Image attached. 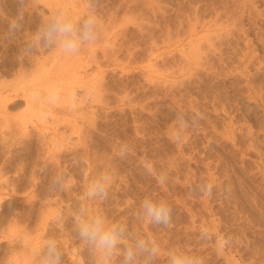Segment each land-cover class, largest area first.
Here are the masks:
<instances>
[{
  "label": "rangeland",
  "instance_id": "rangeland-1",
  "mask_svg": "<svg viewBox=\"0 0 264 264\" xmlns=\"http://www.w3.org/2000/svg\"><path fill=\"white\" fill-rule=\"evenodd\" d=\"M18 8V0H0V99L6 96L8 103L22 97L24 90L30 88L34 92L43 87L45 83L41 80L35 83L33 80L36 77L29 75L26 78L24 74L32 69L29 66L33 60L47 57L55 50L25 55V38L37 29L43 19L59 9L69 10L74 19L83 17L87 11L86 0H27L23 27L15 38L10 39L7 35L8 24L10 19L16 17ZM98 13L101 17L100 33L92 48L96 52L95 63L99 64L91 63L84 68L85 74L98 76L99 89L105 90L100 92L109 100V105L94 104L91 107L94 114L91 116L92 109L84 102L80 105L82 108L85 105V111L80 105V109L72 111L64 104L49 107L45 103L39 104L42 102L39 101L41 114L29 126L30 133L18 136V140L15 139L10 145V153L0 152V258L3 259L0 264L10 260L12 249L17 244L13 241L25 235L30 238V247L31 242L38 243L42 237H55L62 244L64 264H91L89 252L73 231L71 212L81 203L84 184L101 171L113 173L114 185L106 202H88L90 212H102L110 220L128 224L133 232L153 235L165 251L177 245L192 244L196 254L205 257L206 264H264V0H100ZM227 14L239 18L236 27ZM218 16L225 22L218 21L223 25L220 24L219 28L218 22H215ZM211 21L217 23L216 28ZM230 21L232 24H229ZM226 24L227 28L234 24V27L228 28L231 33L224 29ZM220 28L224 29L225 34L220 36L222 40L218 37L220 41H214H219V49L209 48L205 45L209 31L215 29L216 33H213L217 34ZM105 36L108 41L113 38L109 42L111 50H107V56L102 54ZM195 40L198 44L202 43L196 50L198 57L200 52H204L200 54V60L195 55L197 53L192 52L194 58H191L188 52L197 44ZM111 43H114V47ZM88 48H82L76 57L86 59ZM244 53H247V57ZM205 63H208L207 66ZM19 68L24 71L21 73ZM55 76L58 74L51 76L52 79L48 78V83H61L59 87L64 88L62 92L65 90V82L62 85L65 79L61 80L59 75L55 80ZM83 89L76 86L73 96L79 99L83 95H92V90L87 94ZM13 107L9 105L10 109L15 110ZM0 109L1 116L3 111ZM197 109L203 113V119L194 127L178 126V111L184 112L191 122ZM12 110L9 113L19 111ZM87 113L92 118L88 116L90 121H87ZM74 119L78 124L73 123ZM72 123L79 126L80 139L75 134L78 127L74 128ZM55 129L62 131L63 145L52 152H45L44 146H40L43 145L42 140ZM123 144L130 145L131 150L121 157L119 147ZM0 148L3 149L1 145ZM6 154L8 157H5ZM5 158H8V163ZM58 172L69 173L72 176L71 185L66 191L50 192V181ZM162 175L166 177V183L159 185L157 177ZM204 178L213 179L215 189L211 198L204 197L202 200L195 192L190 195V186ZM152 192H158L171 203L172 228L150 227L136 220L135 212L140 202ZM42 212L44 217H48L45 219L47 224L40 231L36 224ZM60 214L64 217L62 226L57 220ZM203 224L212 228L208 231L214 237L207 244L196 241L197 233L202 228L200 225ZM5 234L9 237H5ZM10 238L14 239L11 241L15 244H10ZM223 239H229L230 243L221 247ZM70 249L79 258L74 256L72 260L67 255ZM31 264H34L33 261ZM158 264L165 262L161 260Z\"/></svg>",
  "mask_w": 264,
  "mask_h": 264
},
{
  "label": "clouds",
  "instance_id": "clouds-1",
  "mask_svg": "<svg viewBox=\"0 0 264 264\" xmlns=\"http://www.w3.org/2000/svg\"><path fill=\"white\" fill-rule=\"evenodd\" d=\"M100 0H86V13L79 19H73L69 10L59 9L43 19L37 29L25 38L23 51L25 54H39L42 50L59 49L64 54H78L86 45L94 44L99 38L101 17L98 13ZM18 12L10 19L7 29L8 38H15L21 31L25 18L27 0H18ZM33 98L42 101L49 107L64 104L69 110L75 111L79 101L76 96L64 97L58 86L50 85L41 96L39 90L33 92ZM195 119L191 122L184 112L176 113L178 126L194 127L203 113L194 111ZM131 150L130 145L119 147L121 157ZM72 176L67 172H58L49 184L50 192H63L71 185ZM157 183L164 185L165 176L157 177ZM114 185L111 171H101L87 180L81 197V203L71 212L73 231L76 238L87 249L91 264H206L205 257L196 254L191 245H177L162 250L157 239L150 234H141L130 230L128 224L110 220L102 212H90L88 202H106ZM215 184L207 178L190 186L192 192L201 197L211 198ZM136 220L150 227H173V207L169 200L158 192L145 196L135 212ZM64 217L60 214L57 220ZM214 239L206 227H202L196 236L200 244H207ZM29 236L24 237L25 246L29 245ZM230 243L229 239L221 241V247ZM31 255L36 264H64V252L59 241L53 237H44L31 246Z\"/></svg>",
  "mask_w": 264,
  "mask_h": 264
},
{
  "label": "bare ground",
  "instance_id": "bare-ground-1",
  "mask_svg": "<svg viewBox=\"0 0 264 264\" xmlns=\"http://www.w3.org/2000/svg\"><path fill=\"white\" fill-rule=\"evenodd\" d=\"M249 2V1H248ZM252 3V2H251ZM229 4V3H228ZM246 5V4H245ZM244 5V6H245ZM254 5V4H253ZM247 7V6H246ZM232 8V7H231ZM245 8V7H244ZM199 9V8H198ZM210 9V8H209ZM212 9V8H211ZM214 9V8H213ZM247 9H248V7H247ZM255 9V8H254ZM218 10V9H217ZM221 10V9H220ZM224 10V9H223ZM237 10V9H236ZM249 10V9H248ZM214 11V10H213ZM234 11V10H233ZM242 11V10H241ZM240 11V12H241ZM256 11V10H255ZM195 12H196V10H195ZM226 12V11H225ZM228 12V11H227ZM226 12V13H227ZM235 12V11H234ZM253 12V11H252ZM224 13V12H223ZM228 13H230V12H228ZM244 13V12H243ZM258 13V12H257ZM216 15L218 14V13H215ZM237 14V13H236ZM240 14H242V12L240 13ZM247 14H249V13H247ZM196 15V14H195ZM211 15V14H210ZM216 15L215 16H213V17H216ZM225 15V13L223 14V16ZM231 15H232V13H231ZM234 15H235V13H234ZM252 15V14H251ZM257 15V14H256ZM186 16V15H185ZM197 16V15H196ZM227 16H229V17H231V20L234 22V24H235V27H236V25L239 23H237L236 22V20H239V18H237V17H235V16H230L229 14H227ZM262 16V15H261ZM76 17V16H75ZM187 17V16H186ZM221 17V16H220ZM220 17L218 16L216 19V21H215V19H214V21L215 22H218V21H221L220 20ZM226 17V16H225ZM257 17V16H256ZM189 18V17H188ZM196 18V17H195ZM222 18H224V17H222ZM221 18V19H222ZM226 18H228V17H226ZM226 18H224L225 20H227ZM237 18V19H236ZM252 18H253V16H252ZM74 19V18H73ZM76 19V18H75ZM184 20V19H183ZM186 20V19H185ZM240 20H241V18H240ZM195 21V20H194ZM202 21V20H201ZM223 21V20H222ZM221 21V23H225L224 21L222 22ZM228 21V20H227ZM252 21V20H251ZM212 22V24L211 25H213L215 28L218 26V28L219 27H221V23L220 22H218V24L217 23H215V24H217V26H215V24H213L214 22L213 21H211ZM210 22V23H211ZM226 23H229V22H226ZM194 24V23H193ZM221 24V25H220ZM229 24H232V22L230 21V23ZM233 24V25H234ZM208 25H210V24H207V26ZM210 25V26H211ZM233 25H228V28H229V26H233ZM178 26V25H177ZM186 26V25H185ZM193 26V25H192ZM209 26V27H210ZM212 26V27H213ZM223 26V25H222ZM225 27H224V29L225 28H227V24L226 25H224ZM212 27H210V28H212ZM213 27V28H214ZM234 27V26H233ZM239 27V26H238ZM238 27H237V29H238ZM173 28V27H172ZM192 28V27H191ZM195 28V27H194ZM217 28V29H218ZM227 28V29H228ZM240 28V27H239ZM242 28V27H241ZM240 28V29H241ZM243 28H244V26H243ZM260 28V27H259ZM105 29V28H104ZM190 29V28H189ZM193 29V28H192ZM221 29V28H220ZM223 29V28H222ZM221 29V30H222ZM223 29V30H224ZM227 29H226V32H227ZM231 29H233L232 27H231ZM215 29H212V31H209L210 33L208 34V32L206 33V35L208 34V36L206 37L207 39H206V41H208L207 43H206V41H205V45H208V47L209 48H211L212 47V49H213V47H215L216 49H217V46H218V42L220 41V39H221V37L220 36H223V33H224V31L223 32H221V30H220V32L218 33L217 32V34H214L213 32H215L214 31ZM228 30H230V29H228ZM259 30V29H258ZM99 31V30H98ZM175 31V30H174ZM217 31H219V30H217ZM237 30H235V32H236ZM106 32V31H105ZM141 32H142V30H141ZM181 32V31H180ZM213 34H212V33ZM100 33V32H99ZM123 33V32H122ZM164 33V32H163ZM167 33V32H166ZM166 33H164V34H166ZM202 32H200L199 34H201ZM216 33V32H215ZM230 33H231V30H230ZM238 33V32H237ZM108 34H109V32H108ZM161 34V33H160ZM205 34V33H204ZM225 34V33H224ZM228 34H229V32H228ZM227 33H226V35H228ZM233 34H234V32H233ZM107 35V34H106ZM202 35V34H201ZM205 35V36H206ZM244 35V34H243ZM243 35H242V37H243ZM166 36V35H165ZM178 36H180V35H178ZM204 36V37H205ZM237 36V35H236ZM103 37V36H102ZM106 37V36H105ZM103 38V42L105 43V45H104V52H102V54H104V56H107L108 54H109V52H108V54H107V50H111L110 49V41L113 39H109V41H108V37H106V38ZM117 37V36H116ZM168 37V36H167ZM190 37V36H189ZM196 37H198L197 35H196ZM195 37V38H196ZM201 37V36H200ZM220 39H219V38ZM228 37V36H227ZM246 37V36H245ZM260 37V36H259ZM157 38H159V37H157ZM164 37H162V39H163ZM170 38V37H169ZM175 38V37H174ZM216 38V39H215ZM236 38V37H235ZM102 39V38H101ZM150 39V38H149ZM155 38H153V40H154ZM165 39V38H164ZM164 39H163V41H164ZM223 39H224V37H223ZM244 39V38H243ZM246 39V38H245ZM262 39H264V38H262ZM117 40V39H116ZM215 40H219V41H217V43H215L214 41ZM222 40V39H221ZM237 40V39H236ZM113 41V40H112ZM152 41V40H151ZM169 41V40H168ZM174 41V40H173ZM194 41V40H193ZM199 41H201V38L199 39ZM204 41V40H203ZM224 41H225V39H224ZM117 42H119V41H117ZM127 42V41H126ZM130 42V41H129ZM153 42V41H152ZM154 42H155V40H154ZM190 42V41H189ZM192 42V41H191ZM249 42V41H248ZM108 43H109V45H108ZM195 43H197L196 42V40H195ZM200 43V42H199ZM222 43V42H221ZM227 43V42H226ZM234 43V42H233ZM243 43H245V42H243ZM112 44V43H111ZM117 44V43H116ZM124 44V43H123ZM161 44V43H160ZM202 44V43H201ZM201 44H195V47L193 48V49H189V53H190V55L192 56H190L191 58H194V55H192V52H194V53H197V54H195V55H197V58H199L201 55H203L204 54V52H200L199 53V57H198V52H196V50L198 51L199 49H198V45H199V47H200V45ZM229 44V43H228ZM235 44V43H234ZM250 44V43H249ZM261 44V43H260ZM23 45V44H22ZM92 45V44H91ZM91 45H88V46H86V47H89L86 51L88 52V53H86V59H81V60H79L77 57H76V54H64V53H62L59 49H55L54 50V52H53V50H52V54H48V55H46L47 57H42V58H40V59H35V60H33V64L32 65H28L29 67H32V69L31 70H27V72L29 71V73H27V74H24V72H23V74H24V76L25 75H27V77L26 78H28V76L30 75V76H34V77H36V80H33L34 82L35 81H37L38 79L39 80H41L42 82H43V87L42 88H40L41 87V85H40V89H38L39 90V92H40V94H41V96H44L45 95V90L50 86V85H55V86H58L59 87V85L61 84V83H59L58 82V84H55V83H57V81L55 82V83H48V78H50V79H52L51 78V76H53V75H56V74H58V76L60 77V79L61 80H64L65 79V81H61L60 79V82H62V85H64V82H65V90H63L62 92H64V94L62 95V96H64V97H70V96H73L74 95V93H75V87L77 86L78 88H84L83 90H85L86 91V93L88 94L91 90H92V92H90L91 94V96H88V97H84V95H83V97L81 96V98H79L78 100H79V104H78V107L77 108H79V105L81 104V103H86V104H88V106L90 107V109H92V110H90V115L92 116L94 113V110H93V108H91L92 106H94V104H102V105H106V104H108V99H106L105 98V96L104 95H102V93L105 91H101L100 89H99V87H100V83H98V76L96 77L95 75L94 76H92V75H88V74H85L86 73V68H84V66H88V65H91V63H95L97 60V57H96V52L94 51V49L92 48L93 47V45L91 46ZM101 45H103V44H101ZM114 45V43L112 44V47H114L113 46ZM126 45V44H125ZM216 45V46H215ZM128 46V45H127ZM157 46V45H156ZM228 46V45H227ZM240 46V45H239ZM246 46V45H245ZM248 46V45H247ZM85 46L83 47V48H86ZM124 47V46H123ZM169 47H171V46H169ZM189 47V46H188ZM188 47L187 48H185V49H188ZM234 47V46H233ZM262 47H264V46H262ZM103 48V47H102ZM119 48V47H118ZM122 48V47H121ZM133 48V47H132ZM182 48H183V46H182ZM190 48V47H189ZM205 49H207L208 50V48L206 47ZM204 49V50H205ZM218 49H219V47H218ZM217 49V50H218ZM84 50V49H83ZM113 50V49H112ZM115 50V49H114ZM126 50V49H125ZM130 50V49H129ZM192 50V51H191ZM194 50V51H193ZM235 50V49H234ZM43 51V50H42ZM101 51H103V50H101ZM128 51V50H127ZM187 51V50H186ZM209 51V50H208ZM214 51H215V49H214ZM214 51H213V53H214ZM105 52H106V55H105ZM120 52V51H119ZM173 52V51H172ZM210 52V51H209ZM209 52H207V54L209 53ZM247 52V51H246ZM22 53V52H21ZM40 53H42V52H40ZM51 53V52H50ZM82 53V52H81ZM193 53V54H194ZM206 53V52H205ZM240 53V52H239ZM254 53V52H253ZM134 54V53H133ZM201 54V55H200ZM224 54V53H223ZM242 54H243V52H242ZM247 54V53H246ZM246 54L244 53V56H246ZM248 54H250V52L248 53ZM17 55V54H16ZM16 55H15V58H16ZM26 55V54H25ZM41 55H43V54H41ZM116 55V54H115ZM182 55V54H181ZM213 55V54H212ZM219 55V54H218ZM222 55V54H221ZM228 55V54H227ZM233 55V54H232ZM22 56V55H21ZM37 56V55H36ZM110 56V55H109ZM108 56V57H109ZM130 56V55H129ZM256 56V55H255ZM84 57V56H83ZM173 57V56H172ZM186 57V56H185ZM235 57V56H234ZM239 57V56H238ZM247 57V56H246ZM254 57V56H253ZM252 57V58H253ZM258 57V56H257ZM22 58V57H21ZM21 58H19V59H21ZM35 58H37V57H35ZM114 58V57H113ZM164 57H162V59H163ZM183 58V57H182ZM204 58V57H203ZM206 58V57H205ZM216 58V57H215ZM243 58V57H242ZM251 58V59H252ZM2 59V58H1ZM17 59V58H16ZM28 59V58H27ZM33 59H34V57H33ZM161 59V60H162ZM185 59V58H184ZM196 59V58H195ZM217 59V58H216ZM238 59V58H237ZM15 60V59H14ZM190 60V59H189ZM199 60H200V58H199ZM203 60V59H202ZM211 60V59H210ZM239 60H241V58L239 59ZM246 60V59H245ZM249 60V59H248ZM21 61V64L20 65H22L23 66V62H22V60H20ZM19 61V62H20ZM192 61V60H191ZM219 61V60H218ZM257 61V60H256ZM29 62V61H28ZM188 62V61H187ZM211 62V61H210ZM209 62V63H210ZM248 62V61H247ZM14 63V62H13ZM214 63V62H213ZM235 63V62H234ZM30 64V63H29ZM96 64H99V63H95V65ZM201 64V63H200ZM206 64V63H205ZM204 64V65H205ZM208 64V63H207ZM207 64H206V66H207ZM219 64V63H218ZM250 64H252V63H250ZM211 65V64H210ZM254 65V64H253ZM19 66V65H18ZM22 66H20V67H22ZM201 66H203V65H201ZM214 66V65H213ZM28 67V68H29ZM98 67V66H97ZM18 68V67H17ZM24 68V67H23ZM82 68V69H81ZM242 68V67H241ZM20 69V68H19ZM205 69V68H204ZM208 69V68H207ZM243 69V68H242ZM22 70L24 71V69H20V71H21V73H22ZM20 71H18V73L20 72ZM210 71V70H209ZM25 73H26V71H25ZM206 73V72H205ZM214 73H216V72H214ZM223 73V72H222ZM226 73V72H225ZM229 73V72H228ZM210 74V73H209ZM19 75V74H18ZM221 75V74H220ZM248 75V74H247ZM24 76H21V78L22 79H25V77ZM29 76V77H30ZM58 76H55V80H57V78L56 77H58ZM58 77V78H59ZM220 77V76H219ZM20 78V79H21ZM32 78V77H31ZM2 80V79H1ZM37 81V82H40V81ZM54 80V79H53ZM58 80V81H59ZM4 81V80H3ZM23 81V80H22ZM210 81V80H209ZM25 82V81H24ZM49 82H51L50 80H49ZM18 83V82H17ZM36 83V82H35ZM212 83V82H211ZM240 83V82H239ZM250 83V82H249ZM25 84V83H24ZM31 84V83H30ZM198 84V83H197ZM196 84V85H197ZM251 84V83H250ZM2 85H3V83H2ZM33 85V84H32ZM36 85V84H35ZM34 85V86H35ZM260 85V84H259ZM25 86V85H24ZM251 86H252V84H251ZM0 87H1V84H0ZM31 87V86H30ZM36 87H37V85H36ZM104 87V86H103ZM107 87V86H106ZM205 87V86H204ZM208 87V86H207ZM206 87V88H207ZM22 88V87H21ZM60 89H62L61 88V86L59 87ZM14 89V88H13ZM16 89V88H15ZM64 89V88H63ZM93 89H95V90H93ZM97 89V90H96ZM253 89V88H252ZM0 90H1V88H0ZM20 90V89H19ZM27 90H29L30 92H28ZM27 90H24L23 92H22V94H21V96L23 97V99H22V97H15L16 99H14V98H12V99H14V101H10L9 103H8V98L6 97V96H4L5 98L3 99L2 97V99H0V108H2V111H3V113H2V115L0 116V145H1V147H3V149L5 148L6 150H3V149H1L0 150V152H3V151H6L7 152V154L8 153H10L12 150L10 149V147H12V146H10V145H12L11 143H13L14 142V140L16 139V140H18V136H22V134L23 135H25V133L26 134H29L30 132H28L29 131V126L31 125L32 126V124H33V121H34V118H36V117H38V115L39 114H41V113H39V104H41L42 105V103L43 102H41V103H39V101L38 100H35L34 98H33V91L31 92V90H30V88L29 89H27ZM36 90V89H35ZM34 90V91H35ZM106 90H107V88H106ZM207 90H208V88H207ZM238 90V89H237ZM102 93H101V92ZM7 92V91H6ZM200 92V91H199ZM238 92H240V91H238ZM5 93V92H4ZM10 93V92H9ZM14 94H15V92H13ZM206 93V92H205ZM77 94V93H76ZM8 95V94H7ZM16 95V94H15ZM202 95V94H201ZM248 95H249V93H248ZM13 96V95H12ZM18 96V95H17ZM10 97V96H9ZM11 98V97H10ZM85 98H88V100L87 99H85ZM193 98H194V96H193ZM204 98V97H203ZM10 100V99H9ZM85 100H87V101H85ZM210 100V99H209ZM214 100V99H213ZM211 101V100H210ZM209 101V102H210ZM39 103V104H38ZM83 103V104H84ZM10 104H12L14 107L13 108H15V110L13 109H10L9 108V105ZM44 104V103H43ZM191 104V103H190ZM109 105V104H108ZM82 105H80V108H82L81 107ZM87 105H86V108L88 107ZM96 106V105H95ZM107 106V105H106ZM194 106V105H193ZM209 106V105H208ZM216 106V105H215ZM219 106V105H218ZM195 107V106H194ZM41 108V107H40ZM79 108V109H80ZM95 108V107H94ZM83 110L85 109V105H84V108H82ZM88 109V108H87ZM10 110H12V112L13 111H16V110H19L17 113H9V112H11ZM86 110V109H85ZM84 110V111H85ZM217 110H220V109H217ZM0 111H1V109H0ZM88 111V110H87ZM79 112V111H78ZM89 112V111H88ZM85 113V112H84ZM219 113V112H218ZM0 114H1V112H0ZM79 115V114H78ZM84 116H86V115H84ZM88 116H89V113H87V121L91 118L90 116V118L88 119ZM67 118V117H66ZM234 118V117H233ZM68 119H69V117H68ZM68 119H66V120H68ZM77 119V118H76ZM82 119V118H81ZM83 119H84V117H83ZM85 119H86V117H85ZM92 119V118H91ZM70 120V119H69ZM74 121V122H73ZM72 122L75 124V123H77V122H75L76 120L74 119ZM86 121V120H85ZM90 121V120H89ZM92 121V120H91ZM73 123L71 124V126L73 125ZM226 123V122H225ZM67 124V123H66ZM78 124V123H77ZM70 125V124H69ZM231 125V124H230ZM137 126V125H136ZM73 127L74 128H77L78 127V129H76L77 131L75 132V134L77 133V136H78V138L80 139L81 137H80V128H79V126L77 125H73ZM233 127V126H232ZM222 128H224V127H222ZM56 130V129H55ZM53 131L52 133H51V135L49 136V137H46V138H43V140H42V142H43V145L41 144L40 146L42 147V146H44V150H45V152H52L53 150H55L56 148H58V147H60L61 145H63L62 143L64 142L63 141V138H64V136H62V131L60 130V132H58L59 131V129H57L56 131ZM73 130V128L71 129V131ZM189 130V129H188ZM194 130H195V128H194ZM216 131V130H215ZM226 131V130H225ZM214 132V131H213ZM64 133V132H63ZM219 133V132H218ZM225 133V132H224ZM227 133V132H226ZM231 133V132H230ZM229 133V134H230ZM82 134V133H81ZM207 134V133H206ZM209 134V133H208ZM223 134V133H222ZM232 134V133H231ZM230 134V135H231ZM57 135H59V136H57ZM61 135V136H60ZM187 135V134H186ZM25 136H27V135H25ZM24 136V138H26ZM201 136V135H200ZM17 137V138H16ZM19 137V138H20ZM68 137V136H67ZM208 137V136H207ZM223 137V136H222ZM231 137H232V135H231ZM203 138V137H202ZM210 138V137H209ZM218 138V137H217ZM65 139H67V138H65ZM83 139H85V138H83ZM82 139V140H83ZM223 139V138H222ZM182 141V140H181ZM226 141H227V139H226ZM232 141V140H231ZM238 141V140H237ZM241 141V140H240ZM216 142V141H215ZM238 144V143H237ZM178 146V145H177ZM212 146V145H211ZM221 146H223V145H221ZM43 148V147H42ZM18 149V148H17ZM20 149V148H19ZM14 151V150H13ZM223 151V150H222ZM5 152V153H6ZM21 152V151H20ZM181 152H182V150H181ZM218 152V151H217ZM5 153H3L4 155H5ZM16 153V152H15ZM186 153V152H185ZM7 154H6V156L5 157H8L7 156ZM216 154V153H215ZM241 154V153H240ZM4 155H2V157H4ZM10 155V154H9ZM186 155V154H185ZM197 155V154H196ZM13 156L11 155V158H12ZM10 158V159H11ZM191 158V157H190ZM199 158H200V156H199ZM7 159V160H6ZM14 159V158H13ZM179 159V158H178ZM182 159V158H181ZM196 159V158H195ZM5 160H6V162L7 161H9L8 160V158H5ZM5 160H4V162H5ZM180 160V159H179ZM217 160V159H216ZM3 161V160H2ZM12 161V160H11ZM4 162H3V164H4ZM172 162H174V161H172ZM195 162V161H194ZM243 162V161H242ZM2 163V162H1ZM8 163V162H7ZM7 163H5L4 165H6ZM202 163V162H201ZM204 163V162H203ZM209 163H210V161H209ZM241 163V162H240ZM174 164V163H173ZM11 165V164H10ZM1 167V166H0ZM208 169V168H207ZM205 172V171H204ZM3 173V172H2ZM22 173V172H21ZM206 173V172H205ZM233 173V172H232ZM179 175V174H178ZM206 175V174H205ZM208 175H209V173H208ZM212 175V178H213V174H211ZM215 175V174H214ZM239 175V174H238ZM173 176V175H172ZM183 176V175H182ZM186 176V175H185ZM16 177V176H15ZM207 177V176H206ZM210 177V176H209ZM253 177V176H252ZM10 178V177H9ZM174 178V177H173ZM172 178V179H173ZM237 178V177H236ZM241 178V177H240ZM243 178H244V176H243ZM4 179V178H3ZM194 179V178H193ZM10 180V179H9ZM175 181V180H174ZM193 181V180H192ZM212 181H213V179H212ZM1 182V181H0ZM7 182V181H6ZM214 183V182H213ZM232 183V182H231ZM129 184V183H128ZM245 184H247V183H245ZM6 185H7V183H6ZM10 186V185H9ZM227 187V186H226ZM262 187H264V186H262ZM215 189V188H214ZM233 190V189H232ZM242 190V189H241ZM220 191V190H219ZM176 192H178V191H176ZM184 192V191H183ZM232 192V191H231ZM254 192V191H253ZM197 194V193H196ZM45 195V194H44ZM244 195V194H243ZM47 196V195H46ZM186 196V195H185ZM217 196V195H216ZM228 196V195H227ZM179 197V196H178ZM206 198V197H205ZM190 199V198H189ZM199 199V198H198ZM204 199V197H202V200ZM246 199V198H245ZM244 199V200H245ZM199 200H201V198L199 199ZM208 200V199H207ZM1 202H2V200H1ZM203 202V201H202ZM201 202V205L204 203H202ZM209 202V201H208ZM216 202V201H215ZM227 202V201H226ZM246 202H247V200H246ZM253 202V201H252ZM46 203V202H45ZM189 203V202H188ZM200 203V202H199ZM236 203V202H235ZM241 203V202H240ZM256 203V202H255ZM42 204H44V202L42 203ZM48 204V203H47ZM185 204V203H184ZM205 204V203H204ZM203 204V205H204ZM202 205V206H203ZM206 205V204H205ZM43 206H45V205H43ZM49 206V205H48ZM48 206H47V208H48ZM255 206V205H254ZM41 207V206H40ZM190 207V206H189ZM204 207V206H203ZM210 207V206H209ZM228 207V206H227ZM249 207V206H248ZM200 208V207H199ZM198 208V209H199ZM242 208V207H241ZM39 209V208H38ZM42 209V208H41ZM191 209V208H190ZM212 209V208H211ZM194 210V209H193ZM215 210H216V208H215ZM215 210H212V212L213 211H215ZM39 211V210H38ZM55 211V210H54ZM185 211V210H184ZM195 211V210H194ZM211 211V210H210ZM225 211V210H224ZM43 212H45L44 210H43ZM43 212H42V215H40V219H38L39 221H37L38 223L36 224L37 225V228H39V230L41 231V229H44V227H45V223H46V218L48 217H44L43 216ZM52 212H53V210H52ZM193 212V211H192ZM69 213V212H68ZM231 213V212H230ZM37 214H38V212H37ZM50 214H52V213H50ZM188 214V213H187ZM193 214H194V212H193ZM192 214V215H193ZM210 214H211V212H210ZM35 215V214H34ZM45 215V214H44ZM49 215V214H48ZM57 215V214H56ZM191 215V216H192ZM194 215H196V213L194 214ZM198 215V214H197ZM232 215V214H231ZM236 215V214H235ZM234 215V216H235ZM44 218H43V217ZM190 216V215H189ZM238 216V215H237ZM51 217V216H50ZM53 217V216H52ZM51 217V218H52ZM177 217H178V215H177ZM188 217V216H187ZM198 217V216H197ZM208 217V216H207ZM56 218V217H55ZM120 218V217H119ZM192 218V217H191ZM209 218H210V216H209ZM212 218V217H211ZM211 218H210V221H212L211 220ZM198 219V218H197ZM201 219V218H200ZM220 219V218H219ZM118 220V219H117ZM214 220V219H213ZM226 220V219H225ZM237 220V219H236ZM29 221V220H28ZM204 221V220H203ZM209 221V220H208ZM209 221V222H210ZM240 221V220H239ZM27 222V221H26ZM202 222V221H201ZM200 222V223H201ZM215 222V221H214ZM241 222V221H240ZM245 222V221H244ZM199 223V222H198ZM199 223V224H200ZM208 223V222H207ZM232 223V222H231ZM47 224V223H46ZM68 224V223H67ZM140 224V223H139ZM189 224V223H188ZM192 224V223H191ZM212 224H214V223H212ZM234 224V223H233ZM242 224V223H241ZM26 225V224H25ZM204 225V224H203ZM207 225V224H206ZM209 225H210V223H209ZM208 225V226H209ZM222 225V224H221ZM230 225V224H229ZM34 226V225H33ZM32 226V227H33ZM61 226V225H60ZM59 226V227H60ZM134 226H136V225H134ZM141 226V225H140ZM201 227H204V226H202V225H200ZM214 226V225H213ZM231 226V225H230ZM246 226V225H245ZM29 227V226H28ZM57 227V226H56ZM72 227V226H71ZM144 227H145V225H144ZM206 227V226H205ZM18 228V227H17ZM36 228V229H37ZM53 228V227H52ZM146 228V227H145ZM186 228V227H185ZM207 228V227H206ZM215 228V227H214ZM222 228V227H221ZM16 229V228H15ZM27 229V228H26ZM63 229H65V228H63ZM184 229V228H183ZM207 229H212V228H207ZM10 230V229H9ZM59 230H61L60 228H59ZM187 230V229H186ZM12 231H14L13 229H12ZM12 231H11V233H12ZM30 231V230H29ZM64 231V230H63ZM184 231V230H183ZM231 231V230H230ZM7 232V231H6ZM18 232V231H17ZM25 232V231H24ZM45 232V231H44ZM26 233V232H25ZM143 233V232H142ZM197 233V232H196ZM14 234V233H13ZM19 234V233H18ZM21 234H22V232H21ZM28 234V233H27ZM36 234V233H35ZM41 234V233H40ZM67 234V233H66ZM159 234V233H158ZM168 234V233H167ZM241 234V233H240ZM8 235H10V233L8 234ZM8 235H6L5 234V237H7ZM39 235V234H38ZM59 235V234H58ZM57 235V236H58ZM170 235V234H169ZM221 235V234H220ZM244 235V234H243ZM11 236H13V235H11ZM16 236V235H15ZM26 236V235H25ZM40 236V235H39ZM66 236V235H65ZM242 236V235H241ZM9 237V236H8ZM18 237V235L16 236V237H14L13 236V238H17ZM22 237V236H21ZM20 237V239L22 240V239H24V238H21ZM60 237V236H59ZM69 237H71V236H69ZM176 237V236H175ZM180 237V236H179ZM12 238V239H13ZM43 238V237H42ZM55 238V237H54ZM73 238V237H72ZM168 238V237H167ZM178 238V237H177ZM246 238V237H245ZM11 238H10V244H12L13 242H17V244H15V243H13V244H15L14 246H15V248L14 249H12V250H14V251H12V256H10V260L8 261H6V263L7 262H9V264H31L32 263V261H33V263L34 264H36V262L34 261V259H33V257H32V255H31V247L28 245V246H25V244H24V240H14L13 242L11 241L12 240ZM61 239V238H60ZM59 239V240H60ZM163 239V238H162ZM179 239V238H178ZM190 239V238H189ZM217 239V238H216ZM215 239V240H216ZM37 240V239H36ZM183 240V239H182ZM240 240V239H239ZM41 241V240H40ZM39 241V242H40ZM63 241V240H62ZM74 241V240H73ZM76 241H77V239H76ZM217 242H218V240H216ZM246 241V240H245ZM18 242H20L19 244H18ZM71 242V241H70ZM177 242V241H176ZM215 242V241H214ZM32 243V246H34L35 244H37V242L36 241H33V242H31ZM60 243V242H59ZM66 243V242H65ZM81 243V242H80ZM9 244V245H10ZM216 244V243H215ZM219 244H220V241H219ZM243 244H244V242H243ZM62 245V244H61ZM176 245V244H175ZM192 245V244H191ZM13 246V245H12ZM64 246V245H63ZM68 246V245H67ZM206 246V245H205ZM230 246H232V245H230ZM70 247V246H69ZM203 247V246H202ZM9 248V247H8ZM73 248V247H72ZM82 248V247H81ZM237 248H238V246H237ZM203 249H204V247H203ZM218 249V248H217ZM66 250H68V249H66ZM163 250V249H162ZM69 251V250H68ZM74 250L72 249V252H73ZM217 251V250H216ZM219 251V250H218ZM236 251V250H235ZM238 251V250H237ZM242 251V250H241ZM64 252V251H63ZM71 252V249H70V252H69V254H67V255H70L71 256V259H72V257H76V259L77 258H79V257H77L76 255H77V253H76V255L75 254H73ZM85 252H87V251H85ZM221 253V252H220ZM1 254V253H0ZM217 254V253H216ZM226 254V253H225ZM229 254V253H228ZM3 256H4V252H3V254H2ZM7 255H9V254H7ZM86 255V254H85ZM90 255V254H89ZM218 255V254H217ZM222 255V254H221ZM224 255V254H223ZM227 255V254H226ZM225 255V256H226ZM231 256V255H230ZM12 257V258H11ZM74 257V258H75ZM83 257V256H82ZM222 257V256H221ZM227 257V256H226ZM6 258V257H5ZM8 258H6V259H8ZM91 258V257H90ZM89 258V259H90ZM214 258V257H213ZM224 258V257H223ZM70 259V258H69ZM231 259V258H230ZM245 259V258H244ZM0 260H3V259H1L0 258ZM72 260H74V259H72ZM76 261V260H75ZM77 261H80L79 259L77 260ZM77 261H76V263H77ZM226 261V260H225ZM238 261V260H237ZM0 262H2V261H0ZM235 262V261H234ZM5 263V262H4ZM3 263V264H4ZM5 263V264H6ZM227 263V262H226ZM229 263V262H228ZM232 263V262H231ZM8 264V263H7ZM78 264H80V263H78Z\"/></svg>",
  "mask_w": 264,
  "mask_h": 264
}]
</instances>
